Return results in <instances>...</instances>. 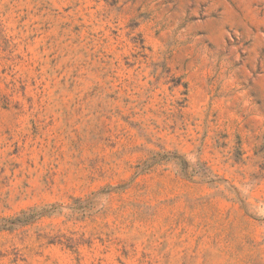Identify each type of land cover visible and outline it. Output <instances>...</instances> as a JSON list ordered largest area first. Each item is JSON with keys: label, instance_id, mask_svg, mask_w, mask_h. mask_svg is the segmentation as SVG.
I'll list each match as a JSON object with an SVG mask.
<instances>
[{"label": "rangeland", "instance_id": "1", "mask_svg": "<svg viewBox=\"0 0 264 264\" xmlns=\"http://www.w3.org/2000/svg\"><path fill=\"white\" fill-rule=\"evenodd\" d=\"M0 264H264V0H0Z\"/></svg>", "mask_w": 264, "mask_h": 264}]
</instances>
